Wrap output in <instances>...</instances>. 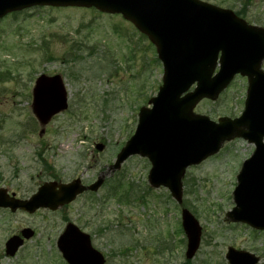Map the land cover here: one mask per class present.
Instances as JSON below:
<instances>
[{
    "label": "rangeland",
    "instance_id": "374dc122",
    "mask_svg": "<svg viewBox=\"0 0 264 264\" xmlns=\"http://www.w3.org/2000/svg\"><path fill=\"white\" fill-rule=\"evenodd\" d=\"M200 1L264 29V0ZM261 67L264 71V62ZM162 74L154 47L118 15L33 8L0 20V188L25 200L44 182L79 179L88 185L104 179L97 193L81 195L55 213L0 209V264H66L56 241L67 223L90 237L106 264H227L228 247L255 254L264 264V233L225 219L252 145L235 139L188 169L180 203L166 189L149 187L147 159L134 156L112 170L134 134L139 109L156 96ZM40 75L62 77L69 105L42 135L31 110ZM246 89V79L236 77L218 99L200 102L194 113L213 122L235 119ZM99 144L102 151L95 148ZM184 209L201 227L199 249L189 261ZM26 228L33 238L6 258L5 242Z\"/></svg>",
    "mask_w": 264,
    "mask_h": 264
},
{
    "label": "water",
    "instance_id": "95a60500",
    "mask_svg": "<svg viewBox=\"0 0 264 264\" xmlns=\"http://www.w3.org/2000/svg\"><path fill=\"white\" fill-rule=\"evenodd\" d=\"M32 7L94 8L101 13L121 15L155 47L163 66L162 86L149 101L151 109L141 108L134 135L116 157L112 170L131 156L147 158L151 164L148 183L164 187L180 202L181 179L185 170L218 153L225 142L235 138L254 144L255 152L245 161L233 193L235 208L229 221L264 231V30L247 26L231 11L198 0H0V19L8 13ZM217 64L218 72L214 75ZM236 75L247 78V94L242 115L217 123L193 114L203 99L214 101ZM195 89L188 93L189 89ZM67 93L60 76L40 75L32 89V113L45 127L67 110ZM44 133V129L40 134ZM96 149L102 151L103 146ZM103 177L88 188L76 180L69 184H43L29 200L21 201L0 190V208L18 209L30 214L39 209L56 211L84 191L97 192ZM187 236L185 257L195 255L201 229L195 219L182 212ZM22 237L33 233L23 230ZM23 240L10 238L5 253L13 257ZM68 264H104V258L91 247L90 239L68 224L57 241ZM229 264H257L259 258L232 248L225 256Z\"/></svg>",
    "mask_w": 264,
    "mask_h": 264
},
{
    "label": "flooded vegetation",
    "instance_id": "af4514ba",
    "mask_svg": "<svg viewBox=\"0 0 264 264\" xmlns=\"http://www.w3.org/2000/svg\"><path fill=\"white\" fill-rule=\"evenodd\" d=\"M9 193V192H8ZM9 194H13V193H9Z\"/></svg>",
    "mask_w": 264,
    "mask_h": 264
}]
</instances>
